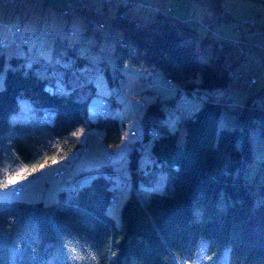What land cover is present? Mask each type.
I'll return each instance as SVG.
<instances>
[{"label":"trees","instance_id":"1","mask_svg":"<svg viewBox=\"0 0 264 264\" xmlns=\"http://www.w3.org/2000/svg\"><path fill=\"white\" fill-rule=\"evenodd\" d=\"M128 1L133 6H112L111 29L104 31L109 40L113 30L123 39L122 45L110 40L117 85L122 86L125 65L138 69L137 79L144 85L142 91L128 90L131 112L138 119L133 116L135 128L128 133V167L117 170L108 164L82 174L75 182L89 177V183L78 188L76 183L64 185L56 204L0 201V264H11L13 250L16 264H194L200 254L208 264H264V167L262 182L244 181L241 176L253 157L249 132L257 130L264 141V103L252 97L238 105L224 95L212 99L214 90H230L233 81L242 84L232 66L253 52L263 59L251 45L264 40L247 38L249 51L239 54L229 43L231 38L214 33L210 21L202 23L200 33L167 9L157 7L145 14L139 6L142 0ZM211 1L219 12L223 0ZM121 14L125 16L120 18ZM66 47L76 50L75 45ZM2 50L0 189L10 188L11 178H32L42 167L80 154L84 145L76 137L78 131H100L110 152L121 143L113 96H102L95 115L89 114L91 99L98 94L79 75L81 58L76 57L73 66L61 67L67 82L62 91L54 83V65L50 79L41 75L44 65L37 58L36 64L29 59L27 65L25 59L10 57L5 68ZM98 70H104L112 84L106 63ZM156 71L161 78L152 82ZM147 72L148 83L168 79L180 91L148 89ZM70 78L75 82L68 83ZM198 100L189 111L188 106ZM101 108L105 113L99 112ZM222 108L234 115L240 128L218 127ZM137 124L145 131L141 145L130 137ZM149 130L156 136H148ZM160 172L166 175L165 191L146 195L139 184L152 186ZM127 176L132 185L116 226L109 214L118 191L115 177L125 181ZM220 192L226 202L222 209L217 205ZM257 199L262 201L255 204ZM193 206L202 210L199 221L193 220Z\"/></svg>","mask_w":264,"mask_h":264},{"label":"rangeland","instance_id":"2","mask_svg":"<svg viewBox=\"0 0 264 264\" xmlns=\"http://www.w3.org/2000/svg\"><path fill=\"white\" fill-rule=\"evenodd\" d=\"M90 1L93 3V0H90ZM108 1L109 3L107 5H104L103 3L98 2L92 10L85 9V10H82L81 12L73 13L74 15L69 14V15H72L71 16V20H72L71 28L73 31L72 36L65 33L61 36L62 39H59L60 41H57L56 43L52 42L54 41V38H44L43 39V40H48L50 44L53 43L52 49L53 51H55L53 63H54V66L56 67V70L54 73L56 79L54 83L57 87L59 84L67 85V82L65 83V80H66L65 75L63 71L61 70V67L63 66L65 67V65L73 66L76 63V60H77L76 57H79L82 59L83 61L82 67L81 68L77 67V70L79 71V75H84L85 82L88 84L92 83L98 94L96 96H93L91 99V102L89 105L90 116L95 115L96 113L95 110L97 106H100L99 104H100V100L102 96L104 97L113 96L116 101V106L114 108V115L120 121L121 143L110 152L109 149L102 142H98L97 143L98 145L97 146L94 145L93 147L92 144L95 143L94 140L91 139L90 141H88L87 139L86 144L84 146L88 148L87 146L88 144L90 151L87 152L88 151L87 150L85 151L86 153L80 152V154L76 152L75 154H73L71 157L68 158V160H70L69 164L73 163L76 169H79L81 166H83L84 169H90L92 167H95L94 169H100V167L106 166L109 163L116 165L117 170L125 169L126 167H128L127 153L129 152L131 148V140H129L128 133L131 128H135V119L133 118V114L130 109V103L128 100V90L130 88V85L134 86L135 89H140V88L143 89L144 87L143 83L137 79V76L140 75V72L138 71V69L132 68L128 65H125L123 68H121V73H123V76L121 77L122 85L125 88H123L122 86H118L117 83L115 82L113 78V74H114L113 69L110 68L112 84L108 82L105 71L98 70V67L101 66L102 63L106 62L110 65V63L112 62V52H113L114 46L110 42L107 34L104 31L98 32L100 30L95 29L92 26H91L92 29H88V25L90 22L91 24L93 23V24H96L97 26L99 25V26H103L104 28L111 29L110 17L114 15L115 10L110 4V2L113 0H108ZM142 1L147 2L146 4H148L149 6L155 9L157 7L167 9L169 5H171V7L174 9L180 8V7L182 8L184 7L183 6L184 2L187 4L191 3V2L188 3L187 0H166L167 2H160L159 0H142ZM240 1L241 0H223L222 1L224 8L227 9L226 12L232 15V19H235V11H236L235 9L238 7V3ZM261 1H263V4H264V0H261ZM197 3L198 2H195V3H192L191 5L194 4L196 7ZM17 8H20V7H17ZM135 8H136L135 10H138L139 6L136 5ZM141 10L143 9L141 8ZM92 11L95 14L92 13ZM145 12L148 13L149 11L148 10L142 11V13H145ZM213 16L216 17L215 15ZM249 20L254 22V25L257 28V30L260 29L255 23L254 14L246 20H241V22L237 24L238 26H235L234 29L236 27H241V29H243L244 32L251 31L250 29L248 30L246 26L244 25L245 22ZM41 28L42 29H40L37 32L48 31V32L53 33L54 37L58 39L57 37L58 35L55 34L53 31L44 30L42 26ZM86 30L88 31L86 32ZM259 31H264V30H259ZM112 35L119 36V33L115 31V33H112ZM233 36H234V33H233ZM46 43L47 41H44L43 43H41L38 46V49L42 48L43 45ZM67 45L69 46L75 45L76 50L73 52H69L66 47ZM33 46L34 45L29 44L27 47H23V46L19 47L16 44H12L8 48H6L5 53L6 55H9L12 49H15V52H20L18 54L22 55V53H26V50H24L25 48L29 50ZM49 52H50V58H52L51 51L49 50ZM39 53L43 54V56L47 55L45 48H43V51H39ZM8 57L6 58L5 68L9 66ZM249 60H255L253 53L250 56ZM258 60L264 61V59H258ZM259 62H262V61H259ZM242 63H240L241 66H242ZM158 76H159V72L156 71L153 74L151 81L152 82L158 81L160 79V78L159 79L157 78ZM123 77H125V80L123 79ZM74 79H76V77H74ZM74 79L70 78L68 80V83H74L75 82ZM3 80H4V72H1L0 73V89L3 88V84H4ZM132 80L135 82H132ZM245 85H248V84H245ZM154 87H155L154 90L156 92L159 91L157 88L161 89L159 86H154ZM244 88L245 87H242V86H235L233 89H230V90H226L225 88L216 89L213 91L212 99L217 101L219 97L223 98V94L225 93V91L226 92L230 91V96L234 98L233 100L234 103L238 105L237 99H242V93L245 90ZM88 92L90 93V89ZM200 101L201 100H198L197 104L195 105L190 104L188 106V110L192 111L199 104ZM163 107L167 109L168 106L165 104L163 105ZM123 121L125 122L124 127L121 125ZM218 127H227L230 129L240 128V123L237 121V119L234 117L232 113L222 108L219 119H218ZM81 132L82 131H79L77 134H80ZM183 134H184V130L183 128H180L179 136H178V145L180 146L183 144ZM88 137H91V136H88ZM249 139L252 144L253 157L249 162L245 163L241 176L244 181L254 180V181L262 182L263 175L261 171H262V168L264 167V164H263L264 141L261 138L258 131L255 129L249 132ZM76 156H78L77 161L74 162L72 159L73 157H76ZM49 167L48 166L42 167L37 175L27 180H32L33 178L40 177L38 178L39 180L49 181L48 171H47ZM59 173L60 172L56 173L54 177L59 178L60 177ZM165 178H166L165 173L160 172L158 173L152 186H145V185H142L141 183L139 185H140V188L144 190L146 195L150 191L163 192L165 191ZM10 180H12V181H9L11 183V187L8 189H0V197L4 198V195H5L7 197H13L15 199L34 201L36 199H42L44 197H48L49 195H51L49 188H47L45 185L38 184L36 187L37 190H35V188H33L32 185H27L29 183L28 181H26V179L23 180L22 182L18 181L17 179L14 180V178H11ZM125 182L126 184H124ZM17 185L20 186V191L22 192L21 195L14 194V187ZM131 185L132 183L130 181L129 176H127L125 181L124 180L122 181L120 177H115L114 186L117 188L118 191L114 195L115 200L112 201V203L115 204V206H112L109 209V214L114 219L116 226L120 225V210H121L123 201L126 197L127 191ZM56 197L57 196L48 197L46 200V203L56 204L57 203ZM260 201L262 200L257 199L255 201V204H258ZM217 205L219 209L224 208L226 205L222 192L219 193V199L217 201ZM192 217L194 221H199L201 219L202 210L200 207L193 206ZM11 254H12L11 264H16L17 252L13 250L11 251ZM194 264H208V261L204 258L202 254H200L198 256L197 261Z\"/></svg>","mask_w":264,"mask_h":264},{"label":"crops","instance_id":"3","mask_svg":"<svg viewBox=\"0 0 264 264\" xmlns=\"http://www.w3.org/2000/svg\"><path fill=\"white\" fill-rule=\"evenodd\" d=\"M66 1L67 0H26L24 5L20 8H17L14 5L0 6V40L1 39L11 40V38H13V42H11L9 46H11L12 44H16L20 47L22 46L19 43L21 34L29 33V32H37L40 29H42L41 26L44 28V30L53 31L55 34L58 35V39L52 41L53 43L60 41L59 39H62L61 36L65 33L72 36L73 33L71 28L72 15H69L64 9ZM164 2L167 1L164 0ZM187 2L188 3L191 2V3L187 4L184 2L183 5L184 7L175 8V9L172 8L171 5H169L167 10L172 12L177 18L187 20V24L192 28L196 29L200 33L204 32L202 23H205L206 21H210L212 22V29L217 36L233 38L234 27L237 26V24L241 22V20H246L250 18L253 14L257 26L259 28H264V4L263 1L261 0H241L238 3V7L235 9L236 10L235 19H232V15L226 12L227 9L224 8L222 4L223 2L221 3V10L219 12L217 10L212 9L213 3L211 0H187ZM195 2H198L197 3L198 5L196 4V7L194 4L191 5L192 3ZM89 3L92 5V8H94L98 2H96V0H93L92 3L89 0ZM189 10H191V15H189L188 13ZM213 15H215L216 17H214ZM10 27L19 28V33L16 36L11 37L9 32ZM259 39L264 40V36H260ZM44 41H47V43L44 44L42 48L38 49V46ZM53 43L50 44L48 40H42V42H39L38 44L34 45L29 50L25 48L24 50H26V53L21 52L22 55L18 54L20 52H15V49H12L11 53L9 55H6L5 50L9 46L3 49L1 53L4 57L5 62L8 56H9L8 58L19 57L25 59L27 65H29V59H34V58L39 59L41 64L44 65V68L41 70V75L50 79L54 73V70L50 68L51 66L54 65L53 59H54L55 51H53L52 49ZM43 48H45L47 52L46 56H43V54L39 53V51H43ZM49 50L51 51L52 58H50ZM253 54L255 60H249L250 56L252 55L251 53L249 57H247L244 60H240L236 62L232 66V72L234 76L247 75L254 79V82L248 85L239 84L236 81H233L234 85L232 86L231 89H233L235 86L245 87L244 88L245 90L242 93V99H237L238 104H241L245 99L250 97L253 98L254 102L259 104L261 101V97H264V61L258 60L256 58V54L254 52ZM113 61L114 58L112 57V62L110 63V65L106 62L105 63L109 68L113 69L114 68ZM240 63H242V66ZM157 78L159 79L161 78V76H158ZM123 79L125 80V77H123ZM132 82L135 81L132 80ZM58 88L61 89L62 91H66V88L64 87L63 84H59ZM129 90L142 91L141 88L135 89L134 86L132 85H130ZM223 95L225 96L224 99H227L234 103L233 101L234 98L230 96V91L224 93ZM115 106H116V101H115ZM98 107L99 106H97V108ZM78 132H76V137L78 138L79 143L81 145L86 144V139L88 136H91L90 138L95 142L92 144L93 147L94 145L97 146L98 142H101L102 133L100 131L97 130L82 131L80 134H77ZM87 146H88L87 152H89L90 151L89 145ZM69 162L70 160H66L61 163L50 164L51 166L47 165L48 167L50 166L47 169L49 181H42L38 179L40 177L38 178L36 177L33 178L32 180L26 179V181H28L29 183L27 185H32V187L35 188V190H37L36 187L38 184L45 185L47 188H49L51 192L50 193L51 195H49L48 197L57 196L56 199L57 201H59L58 195L60 193V190L64 188V185L73 184V183L75 184L77 178H79L82 174L90 172L92 170H96L94 169L95 167H92L90 169H84L83 166H81L79 169H76L73 163L69 164ZM59 171L63 172L62 176H60L59 178H55L54 175ZM89 181H90L89 177L80 179L77 181L74 188H78L79 186H84L88 184ZM10 187H11V183H10ZM21 193L22 192H20L18 195H21ZM48 197H44L42 199H36L34 201H26L23 199H15L13 197H7L4 195V198L0 197V201L15 200V201H21L27 203L36 202V201L46 202Z\"/></svg>","mask_w":264,"mask_h":264},{"label":"built area","instance_id":"4","mask_svg":"<svg viewBox=\"0 0 264 264\" xmlns=\"http://www.w3.org/2000/svg\"><path fill=\"white\" fill-rule=\"evenodd\" d=\"M26 2V0H0V6H5V5H14L16 7H21L24 5V3ZM97 2L99 3H109L108 0H97ZM147 2L142 1L141 3H139L140 8H142L144 11L145 10H155V8L149 6L148 4H146ZM111 6L113 7H117L119 4H126L128 6H133L132 2L128 1V0H113L110 2ZM92 10V5L89 3V0H67L66 4H65V11L68 14H73L75 12H81L82 10ZM125 14H121L119 15L120 18L124 17ZM89 25L92 26L95 29H98L100 31H106L105 28L103 26H97L96 24H91L89 22ZM246 26V28L251 31L249 32H244L243 29H241V27H236L233 31L234 36L233 38L229 39V43L234 47L237 48V51L239 54H246L249 51V48L246 47L247 46V38H259L260 36H264V31H259L257 30V28L254 25V22L249 20L247 22H245L244 24ZM205 27H207V24L204 25ZM9 32H10V36L14 37L19 33V28L17 27H10L9 28ZM110 40L115 43V44H119L122 45L123 44V39L119 36H113L111 33L109 34ZM44 38H55L54 34L48 31H41V32H29V33H24L21 34L20 37V44L23 46H28L30 45H35L36 43L41 42ZM13 42V38H11V40H4L1 39L0 40V49H4L6 47L9 46V44ZM251 46H255L257 47L260 52L261 55L263 56L264 59V41H260L257 43L252 44ZM71 47V46H70ZM72 48V47H71ZM133 52V51H132ZM32 64H36L37 60L33 59L31 61ZM229 75L231 76V72H229ZM151 76V74L149 72H147L145 74V78H146V87L149 89L151 87L154 86H159L160 88H162L163 90L166 91H180V88H177L170 80L168 79H164L159 83H148V78ZM242 84H252L254 82V79L250 76H244L242 77L241 81ZM131 95V93H129ZM262 102L264 103V97H261ZM103 105H105V103H102ZM133 110V109H132ZM100 113H105V110L103 108H101L99 110ZM133 112V111H132ZM133 116L136 117L137 119V115L133 112ZM138 120V119H137ZM136 130H131L130 131V137L133 138L135 143H138L139 145H141L143 143L144 137H145V131L142 129V127L140 126V124L136 125ZM148 136H156V133H154V131H147L146 132ZM91 138H88V141H90ZM81 152H85L88 150V148L86 146H83L81 149ZM20 191V186L17 185L14 187V193H19Z\"/></svg>","mask_w":264,"mask_h":264}]
</instances>
